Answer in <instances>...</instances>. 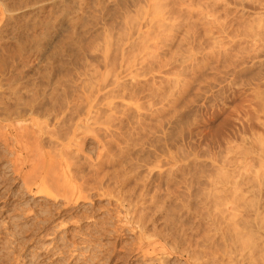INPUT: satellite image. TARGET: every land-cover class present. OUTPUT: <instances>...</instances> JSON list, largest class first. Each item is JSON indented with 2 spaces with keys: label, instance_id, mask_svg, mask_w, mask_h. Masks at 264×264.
Here are the masks:
<instances>
[{
  "label": "rangeland",
  "instance_id": "374dc122",
  "mask_svg": "<svg viewBox=\"0 0 264 264\" xmlns=\"http://www.w3.org/2000/svg\"><path fill=\"white\" fill-rule=\"evenodd\" d=\"M0 40L1 50L13 47L17 53L15 59L12 58L17 67L10 72L12 75H18L22 82L34 84L41 90L46 86L43 91L48 93L56 86L51 96L59 98L54 114L63 112L62 132L67 133L68 129L70 134L79 122L78 114H85L89 91H94L97 113L94 111V120H91L96 122L88 120L83 128L80 127L83 131L79 129L82 134L78 133V140L83 142L86 158L94 161L101 152L95 137L98 135V139L109 141L113 134L110 130L114 133L119 129L124 131L121 146L123 142L126 143L124 148L130 144L128 151L121 149L125 155L123 159L127 161L125 157H131L133 164H128L131 179H128L126 195L129 200L135 201L144 180L152 193L156 189L165 193L170 171H173L174 187L185 197L176 201L181 210L187 209L183 204L192 207L188 209L193 213L192 210L202 213L207 209L209 222L211 216H219H215L217 224L208 227L203 224L211 233L207 232L206 246L202 250L214 253L211 254L217 260L213 264H264V252L258 249L252 260L247 257L249 239L257 244L261 239L264 241V233H261L264 229L260 223H254L252 211L249 216L244 215L245 210L238 212L248 220L237 222L238 225L237 212L219 214L217 209L210 208L211 205L206 208L207 205L200 201L202 197H196L197 194L207 196L214 185L220 186L223 181L228 182L220 198L226 197L228 191H264H261L264 178L259 176L264 172V0H0ZM5 70L0 72L1 79L4 73L10 75ZM125 114L131 118L123 119V126L117 129L118 121ZM30 119L34 124L46 120L33 115L19 124L11 121L10 125L18 127L30 122L32 127ZM50 119L47 130L51 131L54 121ZM0 125H4L3 122ZM33 128L36 127H32V131ZM2 129L6 131L4 126ZM121 130L117 132L122 133ZM127 135L129 140H125ZM79 136L85 139L81 141ZM114 146L111 149L115 153L118 146ZM117 150L119 153V147ZM0 156V255L5 251L3 243L7 240L15 248L23 249L28 259L34 256V260L40 254V260H35L37 264L42 261L46 264L148 263L135 249L136 224L128 221L130 214L126 210L132 209V204L125 203L128 207H122L123 210L117 206L115 196L98 195L101 191L86 189L89 199L80 201L77 211L72 212L59 202L58 214L52 207L53 199L38 196L36 188L30 192L24 189L13 171L12 155L3 149L1 142ZM36 158L31 159V164L36 165ZM232 162L236 164L230 167L228 164ZM241 163L243 165L239 166ZM240 175H243L240 178L245 176L243 183L234 185V180L240 181L237 177ZM108 185L103 183V187ZM116 186L110 182L109 187L115 188L114 195L117 194L115 190L119 191ZM18 188L23 190L18 191ZM185 192V195L191 193V200H186ZM228 193V197L235 194ZM45 211L53 212V219L42 229L36 225ZM233 230L250 231L251 236L243 239ZM234 232L238 236L235 237ZM23 241L27 242L25 246H21ZM167 259L166 263L157 264H188L180 253H168Z\"/></svg>",
  "mask_w": 264,
  "mask_h": 264
},
{
  "label": "bare ground",
  "instance_id": "6f19581e",
  "mask_svg": "<svg viewBox=\"0 0 264 264\" xmlns=\"http://www.w3.org/2000/svg\"><path fill=\"white\" fill-rule=\"evenodd\" d=\"M23 26H25V25H23ZM149 27H151V26H149ZM23 34H26V33H23ZM119 35L121 36V34H119ZM139 36H140V34H139ZM143 39H144V37H143ZM33 41L35 42L34 39H33ZM143 44H145V43H143ZM10 49H12V50H10ZM10 49H7V47L6 48L3 47L2 50H1V48H0V72H4V69H7L5 71H7L8 73H10V72H13L14 70L17 69L16 65L14 64L15 62L13 60V59H15L17 53L14 52L15 49H13V47L10 48ZM20 49H22V48H20ZM12 51H13V53H12ZM132 51L135 52V49L132 50ZM76 53H78V52H76ZM18 55H19V53H18ZM45 75H46V73H45ZM45 75L43 74V76H45ZM134 76H136V75H134ZM113 78H114V76H113ZM21 79H23V78L21 77ZM31 79H32V77H31ZM47 80L50 81V79H47ZM52 80H53V82H55L54 81V78H52ZM172 80H173V78H172ZM103 82H104V80H103ZM58 83H60V82H58ZM44 85H47V84H44ZM44 85L42 84V86H44ZM262 85H264V84H262ZM45 87L43 89H45ZM43 89L41 90L40 88H37V86H35L34 84L33 85H30L29 83L22 82L20 80V77L18 78V75H15V74L12 75L10 73V75H6V73H4L3 74V78L2 79L0 78V122H1V124H2V122L4 124V125H0L1 126L0 128L2 129V126H4L6 128L5 129L6 131H4L2 129L3 132H1V130H0V142L3 145V149H5L9 154L12 155L11 156V161H12V164L11 165L13 166V169H14L13 171H15V173L17 175L16 178L18 180H21L22 181L21 183H23L24 189H26L28 192H30V191H32L33 188H36L37 189V192H38V196L41 194V196H43V197H47V198L53 199V203H52L53 206L52 207H53V209L55 211L57 210V207L60 206V203L59 202H61V204L64 206V208L69 207V209L72 210V212L77 211V208L79 207L78 206L79 205V202L82 201V200L89 199L90 193H86L87 192V191H85L86 189H88V190H96L98 192L101 191V192H99L100 194L98 193V195H109L110 197L111 196L112 197L115 196L116 201L118 202L117 206H119L121 208L122 207L123 208H126V207H128L127 206L128 204H129V206H130V204H132V209H129L130 208L129 207V208H126V210H127L128 214H130V218H128L129 219L128 221L136 224V227L135 228L137 229L138 236H137V244L135 245V247H136L135 249H137L138 252L140 253L141 259H143L146 262L151 263V264H157V262H162V261H164L163 263H166L167 260H168L167 259V254L168 253L169 254L170 253L173 254V252H175L177 254L180 253V255L181 254L184 255L185 256V259L184 260L188 264H213L214 263V260H215L214 259V256H212V254H211L213 252L212 251L202 250V248H204L206 246V244H205V242H207L206 241V237H207L206 235H207V232L209 231L208 229H210V228H207L208 225L215 224L216 223L215 222L216 219H218V218L215 219V216H217V217H219V216L218 215L211 216L212 217L211 220H210L211 222H209V221H207V216L209 217V215L207 214V212H206L207 209H205V208H204L205 209L204 210L205 212L200 213V212H197L196 210H192V211H194V213H193V212H190L189 209H188L190 206L188 207V205H184L183 204V207H187V209L181 210L182 208L180 209L179 208V205H178L180 203H178V202L176 203V201H178L181 198L183 199L184 196H183V194H179V192H177V190H176L177 188H175L176 186L174 187V179H176V178L174 176V172L173 171H170L169 179L167 180V188H166L165 193H161V192H159V190L157 192L156 191L157 190L156 187H155L156 190L153 189L154 191L152 193L151 192L152 190L151 191L148 190V188H149V187L147 188V185L148 184L144 180L145 183L143 184V186L141 187V189H140V186L142 185L143 182L141 181L142 183H140L141 184L139 186L140 191H139V194L136 195L137 198L135 199V201L132 202L131 199L129 200V197L127 198L128 195H126V193L128 192L129 189L128 188L126 189V187L130 183L129 182L130 180H128V179H131V174L130 175H128V174L130 172L129 165L132 164V162H131L132 158L130 157V159H131L130 160L129 157H125V159L127 161H125L123 159L124 158L123 156H125V155H123V153H122L123 151L121 149L124 148L123 146L126 143L123 142L124 144H123V146H121V144H122L121 142L123 141L122 139H124L123 138L124 137L123 134H125V133H123L124 131H122L119 128L121 126H123L121 124V122L122 123L124 122L123 119H130L131 117L129 118V116L127 114H125L124 117H121L120 118V120H119L120 122L118 121V124L120 126L117 128L119 130H117V129H115V130H117V131H120L121 130L122 133L121 132L118 133L117 131H115V133H114V132H112L113 130H110L111 133H113V134L110 135L111 138L109 139V141H102V140L98 139L97 138L98 135L95 137V139H96V142L95 143H97L100 146L99 150L101 149V152H99L98 155H96V158L93 159L94 161H90L88 158H86V155L83 153V144H82L83 142H79L78 135L82 134V132H80L79 129L83 128L84 125L88 123V120L90 122L91 118L93 117L92 115L94 114V111H95L94 110V108H95L94 104L96 105V102L94 103V101H96V99H95L96 98V95L93 94L94 91L93 92H90L89 91V93H88V95L86 97V103H87L86 106L87 107H86V111H84L85 114L83 113L81 115V116H83V118L81 116H79V114H78L79 112H78L77 113L78 114L77 118L78 117H80V118L77 119V121H79V122L76 123V124L74 123L75 124L74 125V128L72 130L69 129V130H71V132H70V134H68L69 133L68 132V129H67V133L66 132L64 133V131L62 132V129L63 128L61 129V127H63V122H64L63 112H61L62 114L61 113L59 114L57 112H56V114H54L55 104H57L58 99H59V98L56 99L57 97L56 98L55 97H52L53 96V93L56 92V89H57L56 86H54L52 88V92H49V93L47 91H43ZM57 92H59V91H57ZM95 93H96V89H95ZM122 94H124V92L121 93V95ZM48 104H50V105H48ZM82 109H84V108H82ZM262 112H264V111H262ZM33 115H37V116H40V117H43V118L46 119L44 121V123H42L41 120H37V121H41V123L36 122L35 124L32 123L33 121H31V119H30V121L32 123V127H36V128H33V131L31 129L32 127L30 126L31 125L30 122L28 123L29 125L28 124L27 125L24 124V126H18V127H17V125H14V126H11L10 125L11 121H15L14 124H19L22 121H24V122L27 121ZM146 115H148V114H146ZM151 116H153V112H152V115ZM50 117L52 119H50ZM49 119L51 121L52 120L54 121V125L56 123V126L53 125L54 128H51V131L50 130H47V120H49ZM92 119L94 120V118H92ZM33 120H35V119H33ZM104 121H105V119H104ZM91 122H93V121L91 120ZM94 122H96V121H94ZM260 124H261V122H260ZM71 125H72V123H71ZM29 126H30V128H29ZM88 126H89V124H88ZM88 126H86V127H88ZM117 126L118 125H116V127ZM116 127H114V128H116ZM173 127H175V126H173ZM141 128H140V130H143ZM144 128H145V126H144ZM107 132H108L107 134L109 135V130ZM78 133H80V134H78ZM256 134L258 135V133H256ZM92 135H91V137H92ZM85 137H86V135H85ZM85 137L82 136L80 138V136H79V138L81 139V141L83 139H85ZM104 137H105V135H104ZM262 137H264V136H262ZM126 139L129 140L128 135H127V138H125V140ZM134 139H136V138H134ZM134 139L132 138V140H134ZM30 140H32V141H30ZM76 140H78V141H76ZM120 140H122V141H120ZM126 142H128V141H126ZM129 144H128V148H129ZM113 145H116V147L117 146L119 147V149H120V152L119 153H117V151H119V150H117L118 147L115 150L116 151L115 153H114V151L112 152L111 147ZM128 148L125 147L124 149L127 150ZM96 149H97V147H96ZM126 150H124V151H126ZM262 153H264V152H262ZM126 154H127V152H126ZM35 156H37V158H38V159L36 158L38 160V161H36V165H35V163L34 164H31V159L33 157H35ZM229 159H228V161H229ZM129 160H130L131 163H128ZM32 161H33V159H32ZM136 161H137V159H136ZM225 163H222V164H225ZM234 164H236V163L228 164V165H230V167L232 165V167H233ZM259 164H260V162H259ZM132 165H131V167H132ZM241 165H243V164L241 163L239 166H241ZM25 168H27V170H24ZM236 170H238V169H236ZM232 171H234V170H232ZM216 172H218V171H216ZM236 173H238V172H236ZM262 173H264V172H262ZM262 173L259 176H261V178H264V177H262ZM214 175L215 174H213V176ZM217 175H219V174H217ZM189 176H191V175H189ZM241 176H243V175H240V176H237V177L240 178ZM231 177H234V176H231ZM244 177L240 178V181L234 180L233 181V184L234 185H235V183L236 184H239L240 182H242L244 180ZM227 178H228V176H227ZM231 180H233V178ZM110 182L111 183L113 182L115 185H117L116 187H118V189H119V191H116L115 190V192H117V194H115V195L113 194V191H114L115 188L112 190L111 187H109L110 186ZM227 182L228 181H226V182L225 181L220 182L219 183L220 186L214 185L215 187L213 186L214 183L212 182L211 187L213 186V189L214 190L212 189V191L208 192L209 194L206 192L208 194L207 196H203V195L201 196V194L199 196H197L198 195L197 194L196 197L198 199L200 197H202V198H200V201H202V203H204V205H207L206 208L209 209L208 206L211 205L210 208L211 207L212 208L214 207L213 210L216 211V209H217L219 211V214H220V212H221V214H223L224 212H226V213L227 212H230L229 214H231V212H232V214H233L234 212H237L238 213V212H243L245 210L244 211L245 212L244 215H248L249 212L252 211V213L254 215V219L252 218L253 221H254V223H256V224L257 223H260V225H261L260 227L262 229H264V191H262L264 189H261V191H262V193H261V192H258L255 189H253L252 186L250 185L251 186V189H253V190H250V189H249L250 191H242L241 190L240 192L235 191L234 192L235 194L234 193H228L229 192L228 191L227 192L228 194H230V195L231 194H234V195H232L231 197H228L229 195L227 196V193L224 192V193H226V197L223 198L221 196L222 198H220V194L223 191H225L224 187L226 186V183ZM103 183L104 184L106 183V185H107V183L109 184L108 186H105L106 189H104L105 187H103ZM261 185L264 186V183L261 182ZM102 187H103V189H102ZM238 188H240V187H238ZM21 189L18 188V191L19 190L21 191ZM232 189L234 190V187ZM130 191H132V190L130 189ZM90 192H92V191H90ZM149 192H151V193H149ZM95 193H97V192H95ZM17 194H19V193H17ZM185 194H186V192L184 193V195ZM190 194L191 193H187V195H185L187 197L186 200L187 199H190V200L192 199L191 198L192 196ZM193 194L195 195V193H193ZM216 198H217V200H220V201H217ZM206 199H208V200H206ZM214 200H215V204H214ZM206 201H207V203H206ZM188 202H189V200H188ZM125 203H127V205H125ZM194 203H197V202H194ZM185 204H186V202H185ZM189 205H191V204H189ZM201 206L203 208V205H201ZM201 206H199V207H201ZM199 207H198V209H201V211H203L202 208H199ZM247 207H249V209ZM190 208L192 209V207H190ZM195 211H196V213H195ZM208 211L210 212L211 209L208 210ZM43 213H44V211H43ZM57 213L59 214L60 211L58 212V210H57ZM52 215H53V212H49V211L47 212V211H45V214H44V216L42 218L41 217H38L41 220L39 221V225H36V226L37 227H40L42 229H45V227L48 226V223L51 220V218L53 219ZM235 215H237L239 217V219L236 220V223L237 222H241V221H248L245 218H242L244 215L243 214L241 215V213H238V214L235 213ZM231 217H232V215H230V218ZM221 218H222V216H221ZM235 218L236 217H234V219ZM33 224H35V223H33ZM203 224H205V226L207 225V227H203ZM218 224L220 225V223H218ZM241 226H242V224H241ZM61 227H62V225H61ZM232 229H234V228L232 227ZM233 231H236V230H233ZM233 231H232V234H233ZM262 231H264V230H262ZM236 232H238V231H236ZM246 232L247 231H245V233L238 232V234L239 235L241 234L240 236H242V238L243 237H247V236H249L251 234L250 231L247 232V233ZM209 233H211V232L209 231ZM261 233H264V232H261ZM238 234L235 235V232H234L235 237L238 236ZM240 236L237 237V238L240 239L241 238ZM249 238H246V239H249ZM243 239H245V238H243ZM255 239H257V238H255ZM243 241L246 242L247 240L246 241L243 240ZM243 241H242V243H244ZM248 241H249L250 244L249 245H248V243L246 244V246L247 245L249 246V247H247L249 249L248 250L249 252L247 254V257L252 260L253 256L255 255V251H256L255 249H258V251L264 252V247H262V242H264V241H262V239H261V242H259L258 244L256 242L254 243V241H252L251 239H249ZM238 242H240V240ZM26 243L27 242H25V241L21 242V246L22 245L25 246ZM251 243H252V247H250L251 246ZM3 244H4L3 246H4L5 251H2V255H0V258H1L0 264H32L33 261H34V264H37V262H35V260H38L40 258V256H39L40 254H39L36 257L37 259L35 258L33 260L32 258H34V256L33 257L31 256L30 259H28L26 257V255H25L26 253L23 254V252H24V251L22 252L23 249L22 250L20 248L18 249V247L15 248L12 245V242H10V241H7L6 240L5 243H3ZM246 246H244L245 249H246ZM158 247H160V248L157 249ZM242 247H243V245H242ZM148 249H151V251H148ZM159 250H160V253L162 252V254H160L158 252ZM215 253L218 254L217 252H215ZM239 253H241V252H239ZM257 253H259V252H257ZM210 254H211V256L213 258L212 257L211 258L208 257V255H210ZM169 256L170 255H168V258H169ZM238 259H240V258H238ZM42 260H43V258H41V261ZM216 260H215V263H216ZM257 260L259 261V259H257ZM239 262H240V260H239ZM42 263L43 264H46V262H44V261H42ZM262 263H264V261H262Z\"/></svg>",
  "mask_w": 264,
  "mask_h": 264
}]
</instances>
